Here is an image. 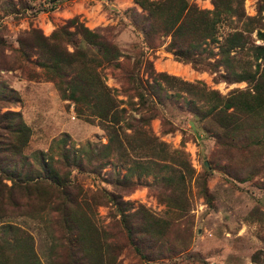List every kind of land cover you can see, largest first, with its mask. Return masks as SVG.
Here are the masks:
<instances>
[{"label": "rangeland", "instance_id": "obj_1", "mask_svg": "<svg viewBox=\"0 0 264 264\" xmlns=\"http://www.w3.org/2000/svg\"><path fill=\"white\" fill-rule=\"evenodd\" d=\"M156 1L0 0V138L20 143L8 154L45 152L62 179L39 177L13 201L0 183V236L16 228L0 264H264V0H215V28L191 27L192 10L172 28ZM79 24L120 55L107 62ZM53 33L70 62L57 70L44 54ZM233 33L243 43L226 69L217 52ZM95 69L124 108L111 139L54 81L68 92Z\"/></svg>", "mask_w": 264, "mask_h": 264}, {"label": "trees", "instance_id": "obj_2", "mask_svg": "<svg viewBox=\"0 0 264 264\" xmlns=\"http://www.w3.org/2000/svg\"><path fill=\"white\" fill-rule=\"evenodd\" d=\"M151 3L155 4L156 7L160 9H163L165 7V4L167 5L168 8L164 10H168L166 16L170 20V23H172V28L174 27V23L176 22V20H178V18H180L184 13L187 14L191 10L197 13L196 15L194 14V16H192L189 20L192 23L191 27L203 26L205 28H215L214 23L220 20V16L223 13L222 8L219 7L218 3L215 0H213V9L208 10H197V8H194L192 4H189L187 0H160ZM159 4L162 5L160 6ZM171 26L169 25V28H171ZM60 28L61 29H59V31H63L64 33H66V29L64 30L62 27ZM76 28H78L77 31L89 43L93 44L96 47L97 51L104 57L107 62L114 61V59L117 58L118 55H120L118 47L114 45L113 42L106 41L101 32L87 28L84 25L80 26V24L78 26L76 25ZM49 39L50 40L47 43L50 48H48V50H45L46 53L44 54L51 56V59L54 62L52 66L55 70H57V67H61V65L59 64L60 62L67 63L69 62V60H67V58L64 56L65 52L61 48L60 41L58 40V35L53 33V35L50 36ZM242 43L243 42H241L240 35L237 33H233L229 38H227L226 43H224L223 45H219L217 54L220 55V60L222 61V64L225 66L226 69H233L235 67V58L234 55L231 54V51L237 46L240 47ZM255 48L262 52L264 51V48L260 45H256ZM188 52L189 51L187 50L178 51V53H183L182 55L189 59V56L191 55ZM209 52H213L212 49ZM73 54L74 53L70 55ZM234 72L236 71H233V73ZM235 74H237L236 78H244L243 75H240V73ZM52 78L56 77L53 76ZM54 81L56 82L58 89L60 90V93L63 96L71 98L76 103H86L87 110H89V113L86 112V114L96 115L100 121L104 122V127L107 131H109L110 139L113 138V135H115L116 133L114 132V127L119 119V117H117V113L123 111L124 108H118L119 103L116 101L115 97L110 92V90H108V87L105 85L100 76V73L96 69L90 75L89 81L80 78H78L76 81L74 80L75 82L71 81L72 85H70V91L68 92L63 87L60 79H54ZM85 86L88 88L87 90H91V92L93 91L94 93L93 96L95 99L92 103H88L85 101ZM81 110L82 109L78 107V112H82ZM10 113H13L15 115L10 116ZM2 116L5 118L13 117L12 119L14 120V122H10L9 125H7V128L10 129L11 135H14L18 138L21 137L23 141H26L28 139L30 128L23 121L19 114H17L16 117V113L7 112ZM141 122L145 124L147 121L143 118ZM57 143L62 144V142ZM5 145H7V147H5ZM13 147H20V143L14 142L11 137H6V141L4 140V138H0V183L4 184L3 179L9 180L10 183H6L3 186L7 187V197L10 200H14L12 193L16 189H19L18 191L24 190V192H26L27 190L31 189L33 184L37 185L36 183L38 182L39 177H50L53 182H56L58 184L62 182L60 173L56 170V167L54 166L53 162L50 161L49 156H45V152L38 151L37 154H35L34 160L37 161L40 165V168H36L33 164L34 160H29L25 158V156L22 155L20 151L18 152L17 150H15V152L13 151L12 154H8L6 152L10 151V149ZM63 148V154L67 156L69 150L65 148L64 144ZM3 197H5V194L3 193V188L0 187V198ZM15 229L16 228H14L10 224H7L2 228L3 234L2 236H0V242L3 241L2 244H0L1 259L5 260L7 257L5 254V250H3V244L6 241L8 244L11 243L8 241V239L4 238V235H6L7 232L14 233ZM10 238L14 240V244H19V239H17L15 235H12ZM32 254L33 253H31V257Z\"/></svg>", "mask_w": 264, "mask_h": 264}]
</instances>
